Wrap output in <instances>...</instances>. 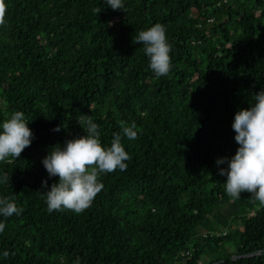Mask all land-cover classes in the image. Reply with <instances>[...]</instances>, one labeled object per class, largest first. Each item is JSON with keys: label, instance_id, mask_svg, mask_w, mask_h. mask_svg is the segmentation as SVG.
Listing matches in <instances>:
<instances>
[{"label": "trees", "instance_id": "1", "mask_svg": "<svg viewBox=\"0 0 264 264\" xmlns=\"http://www.w3.org/2000/svg\"><path fill=\"white\" fill-rule=\"evenodd\" d=\"M0 120L22 111L34 139L0 196L23 211L0 217V264H264V206L232 199L214 161L236 150L231 121L264 88V0H4ZM93 8H101L95 14ZM162 24L170 71L147 66L138 30ZM98 125L102 146L121 126L124 171L76 214L46 211L50 146ZM59 127V131H53ZM220 167H223L221 165ZM223 242L231 251L218 252Z\"/></svg>", "mask_w": 264, "mask_h": 264}, {"label": "clouds", "instance_id": "2", "mask_svg": "<svg viewBox=\"0 0 264 264\" xmlns=\"http://www.w3.org/2000/svg\"><path fill=\"white\" fill-rule=\"evenodd\" d=\"M102 3L113 11L123 12L125 8V0H102ZM100 9L93 8L92 11L97 14ZM0 26H6L4 0H0ZM131 41L142 45L147 66L156 77L169 73L171 48L162 24L154 23L138 30ZM252 100L249 107L236 111L231 121L237 145L234 154L217 157L214 163L217 175L224 177L223 190L227 196L239 199L242 193H248L264 206V88L255 92ZM28 122L24 113L18 110L0 120V162L17 159L22 150L31 144L34 135ZM52 130L59 131L60 128ZM99 136L98 125L86 119L82 135L65 139L62 145L50 146L41 158L48 178L56 177L50 185L41 181L47 212H83L103 188L98 177L126 169L130 157L121 139L123 136L128 141L135 140V125H122L121 133L113 135L110 146H102ZM9 181L10 176L0 172V185ZM22 211L11 198L0 196V217L19 216ZM3 229L4 224L0 223V232ZM7 255V252L0 253L2 257Z\"/></svg>", "mask_w": 264, "mask_h": 264}, {"label": "rangeland", "instance_id": "3", "mask_svg": "<svg viewBox=\"0 0 264 264\" xmlns=\"http://www.w3.org/2000/svg\"><path fill=\"white\" fill-rule=\"evenodd\" d=\"M233 249V244L232 243H230V242H223V246L222 247H220V249H219V253L221 252H223V251H231Z\"/></svg>", "mask_w": 264, "mask_h": 264}]
</instances>
